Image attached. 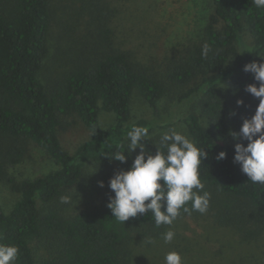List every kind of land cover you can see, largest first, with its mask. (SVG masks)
Wrapping results in <instances>:
<instances>
[{"label": "trees", "instance_id": "1", "mask_svg": "<svg viewBox=\"0 0 264 264\" xmlns=\"http://www.w3.org/2000/svg\"><path fill=\"white\" fill-rule=\"evenodd\" d=\"M82 1L92 27L90 47L77 49L57 77L43 84L37 74L47 53L53 21L49 0H0V182L6 180L19 193L7 213L0 205V243L18 247L15 264H35L32 248L37 245L53 251L41 264H125L122 246L136 225L163 226L155 225L151 212L124 224L117 221L107 207L114 193L69 215L55 203L87 162L104 168L114 163L118 171L130 167L139 149L126 154L123 163L111 156L123 150L120 146L126 144L133 125L146 127L149 134L154 128L145 117L129 121L130 95L136 91L148 103L152 118H159L157 102L166 89L155 72L138 67L127 51L114 45L107 1ZM210 1L211 11L201 35L169 60L164 75L169 82L187 86L179 100L200 94L199 107L207 125L192 110L180 121L192 141L205 147L200 179L221 210L220 218L224 220L247 204L264 222V186L248 180L234 161V146L227 141V122L240 127L251 114L243 107L226 105L220 96L224 82L231 94L245 90L249 83L259 85L243 66L264 60L260 56L264 55V9L256 8L253 0ZM244 31L252 36L250 44L242 39ZM205 45L209 51L202 55ZM100 109L114 114V123L104 129L98 121ZM58 113H75L89 130V137L73 152H68L57 136ZM27 141L41 148L57 168L16 181L7 175L6 165L21 159ZM6 142L15 145L7 147ZM142 143L155 154L160 137L148 136ZM220 151L226 153L222 160L216 158ZM187 206L191 208V202Z\"/></svg>", "mask_w": 264, "mask_h": 264}, {"label": "rangeland", "instance_id": "2", "mask_svg": "<svg viewBox=\"0 0 264 264\" xmlns=\"http://www.w3.org/2000/svg\"><path fill=\"white\" fill-rule=\"evenodd\" d=\"M111 14L108 19L116 47L127 51L138 67L155 72L166 89L158 99L159 118H152L148 103L132 91L129 100V121L145 117L152 121L154 128L149 136L161 137L165 132L176 131L191 136L180 117L186 111H194L199 121L207 125V119L199 107L200 94H193L179 100V95L187 86L174 84L165 78V70L170 59L196 41L206 17L211 11L210 0H106ZM53 9V21L47 36V53L37 74L43 84H49L73 58L77 49L90 47V17L82 0H49ZM242 39L252 42V36L244 31ZM193 82L190 84L192 85ZM222 101L228 106L243 107L251 116L259 103L246 90L235 94L229 92L227 82L220 86ZM242 99L243 104L237 105ZM250 116V117H251ZM57 136L62 146L73 152L89 137V130L75 113L57 114ZM98 121L104 129L114 123L112 112L99 110ZM236 122H227V141L234 146L246 140H234L229 134L238 132ZM144 139L141 140V143ZM192 140V139H191ZM25 152L16 163L6 165V173L16 181L31 179L57 168L55 162L31 141L23 142ZM20 144V143H19ZM12 147L13 142H6ZM118 171L115 164L104 168L94 162H87L78 179L62 189L55 203L65 215L103 201L112 194L109 179ZM103 182V187L100 182ZM67 196V203L61 197ZM19 198L6 180L0 182V205L8 212ZM260 213V212H259ZM223 216L221 210L210 198L207 211L201 214L191 211L180 215L172 225L153 228L136 225L129 240L123 244L122 260L125 264H165V255L178 252L184 264H264V222L256 209L242 204L231 216ZM174 231V239L165 243L163 234ZM35 264H41L53 251L46 246L32 248Z\"/></svg>", "mask_w": 264, "mask_h": 264}, {"label": "clouds", "instance_id": "3", "mask_svg": "<svg viewBox=\"0 0 264 264\" xmlns=\"http://www.w3.org/2000/svg\"><path fill=\"white\" fill-rule=\"evenodd\" d=\"M253 3L256 8L264 9V0H253ZM208 51L209 47L205 45L202 55H207ZM243 70L252 73L253 79L259 82L258 86L249 83L245 87L248 93L259 98V103L254 114L243 119L238 132H229L234 140L247 141L246 145L234 144L233 158L248 180L264 186V60L246 63ZM241 104L243 100L238 99L237 105ZM148 136L146 127L133 125L126 134V144L120 146L123 150L110 158L123 163L127 159L126 154L139 149L130 167L116 171L109 179V188L114 195L109 197L107 207L112 216L124 224L129 218L151 212L155 225L159 227L172 225L181 210L189 214L191 211L205 213L210 201V193L204 191L200 179L201 164L207 156L205 147L197 146L186 134L171 131L161 135L160 148L156 147L155 154H151L141 143ZM225 157L226 153L220 151L216 158L222 160ZM100 186L103 187L102 181ZM60 199L67 203L69 197ZM189 202L191 208L187 206ZM174 236V231L169 229L163 234V240L170 243ZM18 253L17 246L0 243V264H15ZM164 259L165 264H184L176 251L168 252Z\"/></svg>", "mask_w": 264, "mask_h": 264}]
</instances>
